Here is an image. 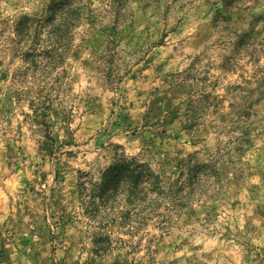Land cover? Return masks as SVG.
I'll return each instance as SVG.
<instances>
[{"label": "clouds", "instance_id": "9594fccd", "mask_svg": "<svg viewBox=\"0 0 264 264\" xmlns=\"http://www.w3.org/2000/svg\"><path fill=\"white\" fill-rule=\"evenodd\" d=\"M0 264H264V0H0Z\"/></svg>", "mask_w": 264, "mask_h": 264}]
</instances>
